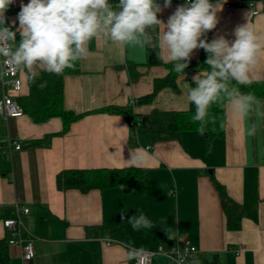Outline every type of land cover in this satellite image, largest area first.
<instances>
[{
	"label": "crops",
	"instance_id": "crops-1",
	"mask_svg": "<svg viewBox=\"0 0 264 264\" xmlns=\"http://www.w3.org/2000/svg\"><path fill=\"white\" fill-rule=\"evenodd\" d=\"M252 1L255 16L245 1L225 0L217 13L219 22L206 38L222 35L231 42L235 28L246 23L264 35V0ZM109 2L116 5L119 0ZM157 2L162 8L158 18L165 24L176 7L185 4L172 0L164 8L163 0ZM27 3L17 0L8 13L7 24L14 25L13 30L19 27L21 4ZM150 49L93 40L79 71L63 76L64 109L80 117L61 135H55L62 129L58 118L35 123L27 114L0 116V143L9 138L21 146L19 151H0V240L10 238L1 220L28 209L21 223L23 237L31 236L34 257L25 264H133L128 258L133 249L153 253L151 264H173L156 251L166 252L183 239L198 250V259L264 264V117L257 111L241 120L226 102L222 139H206L197 131L183 132L177 140L155 138L151 132L168 121L170 112L188 108L187 89L198 73L178 76L176 91L163 88L149 103L140 104L138 99L152 92L153 82L167 74L163 65L146 64ZM158 53L166 64L160 49ZM200 56L201 49L194 50L191 61ZM41 72L45 71L17 70L20 96L28 93L29 78ZM251 78L264 81V53ZM128 106L131 118L144 121L134 137L125 115L101 111ZM251 124L256 126L254 136L246 134ZM38 140L44 141L32 145ZM140 149H147L148 155L132 165L129 158ZM128 167L145 168L147 175L146 183L130 193L120 188L60 191L55 185L63 170ZM216 184L242 213L237 230L226 228ZM138 213L154 227L133 230L128 221ZM119 226L121 242L107 245L105 230ZM169 235L175 238L169 240ZM19 256V246H8L9 264H22Z\"/></svg>",
	"mask_w": 264,
	"mask_h": 264
},
{
	"label": "clouds",
	"instance_id": "clouds-1",
	"mask_svg": "<svg viewBox=\"0 0 264 264\" xmlns=\"http://www.w3.org/2000/svg\"><path fill=\"white\" fill-rule=\"evenodd\" d=\"M171 2L163 0V7H170ZM224 2L186 0L165 24L158 18L162 8L157 0H119L116 5L109 0H28L26 5L21 4L17 14L19 27L13 30L14 25H5L6 13L14 0H0V65L24 69L29 74L42 69L62 75L65 69H73L88 59L93 40L103 39L121 47L135 44L158 48L162 59L173 65L172 71L184 77L194 50L203 49L208 70L192 77L195 87H188L187 102L195 107L192 121L198 122V134L204 135L208 125L216 122L209 110L225 101L241 120L251 119L257 111L264 117V100L242 93L235 86L253 83L251 73L264 53V35L246 23L235 28L231 42L222 35L210 42L206 39L219 22L217 13ZM255 133L256 126L251 124L246 134ZM147 155V149H140L130 156V163L139 165ZM128 222L137 231L154 227L143 213ZM174 238L168 236L169 240ZM142 252L133 249L128 258H140L143 264ZM186 256L179 253V260L174 258L173 264H188ZM195 264H199L197 259Z\"/></svg>",
	"mask_w": 264,
	"mask_h": 264
},
{
	"label": "trees",
	"instance_id": "trees-1",
	"mask_svg": "<svg viewBox=\"0 0 264 264\" xmlns=\"http://www.w3.org/2000/svg\"><path fill=\"white\" fill-rule=\"evenodd\" d=\"M5 26H8L6 24ZM17 35V41L19 40ZM208 41L209 39L206 38ZM210 42V41H209ZM207 53L201 49V56L197 62L190 61L188 67L184 70L185 75L192 73H201L208 70L205 64ZM147 65H163L167 74L153 82L152 92L140 99L138 103H149L154 96L163 88H170L176 91V79L180 74L172 71L171 63H162L159 58L158 48H151L146 58ZM79 71V62L73 69H65L62 75L49 74L41 72L38 75L29 78L28 93L16 97V101L23 110V114L29 115L35 123L47 121L51 118H58L62 122V129L55 135H61L67 127L76 121L80 115L73 114L64 109L63 105V76L66 74H75ZM41 85H44L41 87ZM191 87H195L194 82ZM242 93H250L257 98L264 99V81H253L250 85H235ZM213 105L209 110L215 117V124H209L208 130L202 135L206 139H222L225 135V104ZM101 111H110L126 116L129 122L131 118L130 107L118 108L110 107ZM195 114L194 105H189L185 111H174L169 113L168 121L159 129L151 133L159 140H177L183 132L197 131L198 122L192 121ZM214 129V130H213ZM46 141V139H44ZM44 140H38L32 145H39ZM147 175L145 168L128 167L119 169H70L63 170L56 175L55 185L60 191L77 190L81 193H87L91 190L103 191L110 188H120L123 193H130L133 189L143 186L146 183ZM220 198L222 210L226 215V228L228 230H237L242 218V213L231 200L227 197L223 188L216 184ZM123 226L105 230L108 238L121 242L123 236ZM199 264H216L215 259L204 260L197 259ZM196 259L190 258L188 264H195ZM0 264H9L8 246L6 240H0Z\"/></svg>",
	"mask_w": 264,
	"mask_h": 264
},
{
	"label": "built area",
	"instance_id": "built-area-1",
	"mask_svg": "<svg viewBox=\"0 0 264 264\" xmlns=\"http://www.w3.org/2000/svg\"><path fill=\"white\" fill-rule=\"evenodd\" d=\"M16 1L9 6V10L6 13V16L10 12L12 8L16 6ZM242 0H240L241 2ZM247 3L248 8L252 9V15L255 16L258 14L255 9L254 2L252 0H243V2ZM186 3V0H184ZM229 7V5H226ZM0 71L4 74L0 75V116L5 119L19 118L23 115V110L16 101V97L20 96L21 83L17 77L16 69H9L0 65ZM133 101L131 102V104ZM144 124L142 117H135L128 122V127L130 131L133 132L132 137L136 135V131L141 128ZM21 146L19 143H16L9 138L0 143V151H19ZM21 214H28V209L24 208L19 212L16 210L15 217L12 218H3L1 220V224L6 233L10 234V238L6 239L7 246L17 245L20 247V256L19 261L22 264L29 262L34 257V248L32 245L31 236L26 239L23 237L22 231V223H21ZM28 234V233H27ZM105 243L110 245L113 243V240L107 238ZM157 253H163L165 256L170 258V260L174 261V258L179 260V253H185L186 261L190 258L198 259L199 252L198 250L189 242L187 239H183L181 241L174 242L166 252H162L160 249H157ZM153 253L144 251L141 253V257L143 258V264H151V256ZM133 264H141L140 258L133 259Z\"/></svg>",
	"mask_w": 264,
	"mask_h": 264
}]
</instances>
